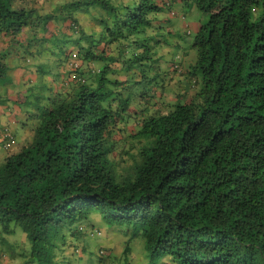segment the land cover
Masks as SVG:
<instances>
[{
	"label": "trees",
	"instance_id": "obj_1",
	"mask_svg": "<svg viewBox=\"0 0 264 264\" xmlns=\"http://www.w3.org/2000/svg\"><path fill=\"white\" fill-rule=\"evenodd\" d=\"M192 1L194 58L164 1L0 0V260L264 264V0Z\"/></svg>",
	"mask_w": 264,
	"mask_h": 264
},
{
	"label": "rangeland",
	"instance_id": "obj_2",
	"mask_svg": "<svg viewBox=\"0 0 264 264\" xmlns=\"http://www.w3.org/2000/svg\"><path fill=\"white\" fill-rule=\"evenodd\" d=\"M38 1L39 2H37L38 3L37 5L42 7L41 10H44L46 12V11H50L53 5L56 2H59L60 0H38ZM160 1L169 2L170 9L176 12V15L171 17L168 14V10H169L168 8H163V10L161 11L162 12L161 16H163L164 14V17H165L164 25L168 26L172 24L174 26V30H176L173 32L170 31L168 32V34L166 32V35L164 36V38L169 43L173 42L171 40L173 38L181 39L183 42L181 46L187 47V49L182 48L179 50V53L188 52L194 58V56H196V50L192 48L191 41H192V38L194 36L197 26H199L201 22L206 21L207 14L201 12L198 8H196L193 5L192 0H160ZM262 13H264V4H261L259 7H257L256 11L254 12V16L258 17ZM51 27L54 28V23L51 24ZM187 30H189V32ZM38 44L47 45V42L39 40ZM58 48H59L58 44H54V46L50 48L51 51L55 50L54 56H50V54L48 53H42L41 55H39V57H36L37 61L41 63V66H42V68L37 67L39 68V71L41 69L47 70L55 80L60 79L59 74H60L61 69L64 67L63 60L61 61V59H59L61 55V53H59L61 51V48L60 49ZM40 50L43 51V49H40ZM55 71L59 73H56ZM166 89L167 91H169V85H167L165 90ZM7 118L8 119H6V121L10 120L11 122H15V123L17 122L15 121L13 114H8ZM24 120L27 121L25 118ZM16 125L18 126V128H21L20 123ZM23 125H24V128L22 126V134L20 133L21 137L24 136L25 134L28 135L29 133H31V128L29 126L30 122L28 121L27 123H24ZM11 129L14 131V133L19 134V131L17 130V128L14 127ZM94 224L98 229H100V232L97 230L98 233L96 236L95 235H87V236L85 235L84 239L86 241V246L88 247V249L95 250L96 243L100 240L105 239L108 235H111L117 241L118 245L123 244L125 237L117 230L115 231V229L113 228V225L109 224L108 222L104 220H100V216L98 215L96 217L94 216ZM84 230H88V229L84 228ZM20 238L21 237H18L17 235L8 236V239L11 243L15 241L17 242L18 240H20ZM13 244L14 246H16L15 243ZM131 245L133 248V259L131 261V264H150L152 259L146 258L145 256V251L143 248L144 247L143 238L141 237V235H138L136 238H133L131 241ZM79 250L81 251L80 247H79ZM84 260H82L80 264H86L87 262L85 263ZM161 260L162 258H160L159 260H156L153 264H161ZM18 262L19 261L17 258H11L8 255V253L7 255H5V257L2 260H0V264H17Z\"/></svg>",
	"mask_w": 264,
	"mask_h": 264
},
{
	"label": "clouds",
	"instance_id": "obj_3",
	"mask_svg": "<svg viewBox=\"0 0 264 264\" xmlns=\"http://www.w3.org/2000/svg\"><path fill=\"white\" fill-rule=\"evenodd\" d=\"M166 3V8H168L170 10V16H175L176 15V12L172 9H170V3L169 2H165Z\"/></svg>",
	"mask_w": 264,
	"mask_h": 264
}]
</instances>
